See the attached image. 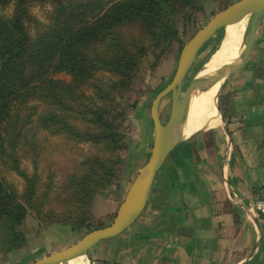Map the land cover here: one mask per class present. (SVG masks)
I'll return each instance as SVG.
<instances>
[{
  "label": "trees",
  "instance_id": "1",
  "mask_svg": "<svg viewBox=\"0 0 264 264\" xmlns=\"http://www.w3.org/2000/svg\"><path fill=\"white\" fill-rule=\"evenodd\" d=\"M202 1L0 0V223L15 231L10 248L22 238L16 229L27 210L72 229L84 225L90 200L123 162L116 93L130 88L150 51L173 40L182 48L180 24ZM220 1V10L233 2ZM36 4L50 6L47 23L30 14ZM31 21L39 25L34 34ZM99 75L107 82L98 83ZM90 83L92 96L83 90ZM53 139L81 152L60 185L50 171ZM9 173L23 180L22 191L7 180Z\"/></svg>",
  "mask_w": 264,
  "mask_h": 264
},
{
  "label": "crops",
  "instance_id": "2",
  "mask_svg": "<svg viewBox=\"0 0 264 264\" xmlns=\"http://www.w3.org/2000/svg\"><path fill=\"white\" fill-rule=\"evenodd\" d=\"M220 107L228 134L220 125L180 143L139 218L91 249L89 264H264V216L253 207L264 189V23Z\"/></svg>",
  "mask_w": 264,
  "mask_h": 264
},
{
  "label": "rangeland",
  "instance_id": "3",
  "mask_svg": "<svg viewBox=\"0 0 264 264\" xmlns=\"http://www.w3.org/2000/svg\"><path fill=\"white\" fill-rule=\"evenodd\" d=\"M222 7L223 4L220 0H203L199 9L191 10L193 12L191 19L187 18L185 22H181L180 39L184 43L187 42ZM50 10L49 5L36 4L30 8V14L34 16L39 24H45L48 22ZM31 22L28 23V28L30 33L34 34L39 25L34 24L33 21ZM224 37L225 27L221 28L203 46L185 78L184 86L199 70L210 63L214 54L219 50ZM180 50V42L173 40L161 45L156 51H150L143 58L130 88L121 93H116L114 104L121 114L118 120L121 122L120 131L123 133L125 140V148L119 151V156L123 159V162L119 165L117 175L108 187L102 193H96L90 200L89 209L84 218V225L72 229L57 222L43 220L31 210H27L24 220L16 229L20 232L22 238L15 239L16 246L14 248H10L8 243L13 238L15 231L12 233L7 224L0 223V264H28L30 263L29 257L34 259L59 251L76 243L89 231L107 226L113 221L132 179L138 169L149 158L153 137L151 133L148 134V131L143 127V123L144 121L148 125L149 122L151 123V102L156 93L172 79ZM106 76L99 75V80L102 81H98V83L107 82L108 78ZM55 78L66 82L70 80V77L65 74H56ZM91 83L83 89L88 96L94 94ZM170 104V96H166L160 107L161 118L164 122L168 119ZM220 125L221 123L212 128ZM53 143L55 150L49 155L51 160L50 171L54 173L55 184L60 185L64 175L72 169L74 161L80 156L81 152L76 151L74 145H57L56 143H59L58 139H53ZM80 146L84 149L83 153L89 154L91 152L88 144H80ZM43 163L46 165V159H43ZM22 164L28 172L32 171L30 159H23ZM7 180L14 184L18 191H22L24 182L15 173H9ZM51 195L54 197L53 192ZM78 212H81V209ZM106 243L111 244L112 238L101 241L96 247H103Z\"/></svg>",
  "mask_w": 264,
  "mask_h": 264
},
{
  "label": "water",
  "instance_id": "4",
  "mask_svg": "<svg viewBox=\"0 0 264 264\" xmlns=\"http://www.w3.org/2000/svg\"><path fill=\"white\" fill-rule=\"evenodd\" d=\"M246 19L242 34L241 49L236 59L222 65L218 71L201 75L199 70L184 86L185 78L203 46L221 29ZM264 23V0H235L226 8L215 13L204 26L184 43L180 50L176 69L170 82L154 96L150 106L153 142L150 156L140 167L131 181L127 192L120 203L113 221L104 227L86 233L76 243L48 254L32 264H69L71 260L85 258L97 244L114 238L128 229L141 215L151 191L155 176L163 166L169 154L191 136L209 129V124L187 135V120L192 99L217 86L214 106L216 118L228 134L227 125L220 109L223 90L235 74L245 65L251 55L256 32ZM170 96L171 104L166 123L159 117V106L162 99ZM257 226L258 221H255Z\"/></svg>",
  "mask_w": 264,
  "mask_h": 264
},
{
  "label": "bare ground",
  "instance_id": "5",
  "mask_svg": "<svg viewBox=\"0 0 264 264\" xmlns=\"http://www.w3.org/2000/svg\"><path fill=\"white\" fill-rule=\"evenodd\" d=\"M245 25L246 19L225 27V37L222 40L221 46L212 57L210 63L205 67L201 75L215 73L222 65L227 64L229 61L237 58L241 49L240 45ZM216 91L217 86L209 91L196 95L192 99L187 120V135H190L191 133L203 128L205 125H207V123L209 124V128L220 124V119L216 118L217 112L214 106ZM160 120L162 123H166L162 121L161 117ZM69 264H89V262L85 258H79L71 260Z\"/></svg>",
  "mask_w": 264,
  "mask_h": 264
},
{
  "label": "built area",
  "instance_id": "6",
  "mask_svg": "<svg viewBox=\"0 0 264 264\" xmlns=\"http://www.w3.org/2000/svg\"><path fill=\"white\" fill-rule=\"evenodd\" d=\"M253 207L259 216H264V189L256 194Z\"/></svg>",
  "mask_w": 264,
  "mask_h": 264
}]
</instances>
